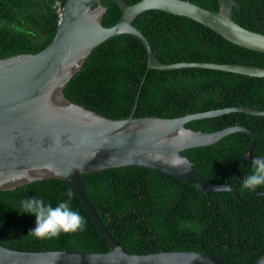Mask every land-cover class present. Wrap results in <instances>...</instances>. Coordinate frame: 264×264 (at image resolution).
Here are the masks:
<instances>
[{"label": "trees", "instance_id": "obj_1", "mask_svg": "<svg viewBox=\"0 0 264 264\" xmlns=\"http://www.w3.org/2000/svg\"><path fill=\"white\" fill-rule=\"evenodd\" d=\"M60 0H0V60L36 54L52 41L58 24L54 4ZM133 5L140 0H124ZM217 12V0H189ZM233 20L264 35V0H236ZM101 24L115 25L121 16L113 0ZM148 41L156 59L179 62L254 66L264 69V53L234 45L188 18L162 11H145L132 22ZM147 55L138 38L121 34L107 39L85 59L67 83V100L111 120H123L133 110L141 88L135 118L174 119L212 110L245 106L264 111V77H249L201 68L146 71ZM144 83L142 84V79ZM235 125L251 130L255 143L251 158L264 156V116L231 113L194 120L193 131L213 133ZM252 143L246 133L230 134L216 144L184 151L205 180L235 189L245 204L230 192H209L156 170L139 166L83 174L84 192L103 227L126 252L136 255L193 251L228 264H253L264 254V186L242 189L252 164L243 153ZM73 193L71 208L86 221L83 231L40 240L30 232L35 217L19 211L26 198H43L56 206ZM0 244L26 252L78 251L106 253L109 247L79 201L73 186L61 179H45L14 190L0 191Z\"/></svg>", "mask_w": 264, "mask_h": 264}, {"label": "water", "instance_id": "obj_2", "mask_svg": "<svg viewBox=\"0 0 264 264\" xmlns=\"http://www.w3.org/2000/svg\"><path fill=\"white\" fill-rule=\"evenodd\" d=\"M102 1L60 0L61 14L50 44L36 54L0 60V191L45 179L67 181L105 239L109 251L97 254L67 250L26 252L7 249L0 244V264H228L193 251L145 255L126 252L108 234L87 200L83 174L139 166L169 175L207 196L210 191L230 192L239 203L245 204L227 181L217 184L202 178L182 153L212 146L230 134L241 132L252 138L243 153V159L252 162L254 133L239 125L213 133L193 131L185 125L231 113L264 116V111L241 106L174 119L135 118L141 85L130 116L111 120L70 102L63 89L97 46L121 34H131L140 40L147 55L146 71L201 68L264 77V69L254 66L161 63L144 35L132 25L145 11L156 10L188 18L234 45L260 53H264V35L251 32L233 20V10H240L236 0H217V12L203 9L189 0H140L133 5L113 0L121 16L108 28L101 24L106 11ZM258 196L264 193L252 194V197ZM253 264H264V254Z\"/></svg>", "mask_w": 264, "mask_h": 264}, {"label": "clouds", "instance_id": "obj_3", "mask_svg": "<svg viewBox=\"0 0 264 264\" xmlns=\"http://www.w3.org/2000/svg\"><path fill=\"white\" fill-rule=\"evenodd\" d=\"M251 164L250 174L242 179V189L255 190L264 186V158L254 159ZM64 195L67 199L58 202L56 206L36 197L20 202L19 211L35 217V227L30 232L35 238L52 239L62 233H76L85 229L86 221L70 206L73 193L68 191Z\"/></svg>", "mask_w": 264, "mask_h": 264}, {"label": "built area", "instance_id": "obj_4", "mask_svg": "<svg viewBox=\"0 0 264 264\" xmlns=\"http://www.w3.org/2000/svg\"><path fill=\"white\" fill-rule=\"evenodd\" d=\"M54 7L56 8V12H57V15H58V21H59V18H60V14H61V2L60 1H56L55 4H54Z\"/></svg>", "mask_w": 264, "mask_h": 264}, {"label": "flooded vegetation", "instance_id": "obj_5", "mask_svg": "<svg viewBox=\"0 0 264 264\" xmlns=\"http://www.w3.org/2000/svg\"><path fill=\"white\" fill-rule=\"evenodd\" d=\"M260 193H264V192H259L258 194H260ZM253 194H256V193L254 192ZM251 197H252V196H251Z\"/></svg>", "mask_w": 264, "mask_h": 264}]
</instances>
